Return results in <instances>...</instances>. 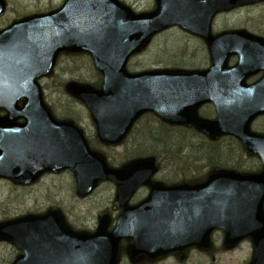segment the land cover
<instances>
[{
    "label": "water",
    "instance_id": "water-1",
    "mask_svg": "<svg viewBox=\"0 0 264 264\" xmlns=\"http://www.w3.org/2000/svg\"><path fill=\"white\" fill-rule=\"evenodd\" d=\"M256 1L157 0L155 10L136 14L119 0H65L57 11L15 21L0 31V108L8 111L6 119L0 118V176L31 183L45 171L70 168L82 195L91 193L100 180L113 181L123 208L111 231L107 214L95 232L86 233L73 231L59 210L0 224V239L24 251L12 264H118L123 238L135 239L132 260L141 254L156 259L192 246L209 249L216 228L225 231L228 247L251 237L252 264H264V136L250 129L264 113V78L254 86L245 83L264 69V58L257 59L238 44L253 42L264 50V39L244 31L211 34L218 11ZM4 9L0 0V14ZM176 24L207 40L210 68L127 70L131 55L154 34ZM62 51L90 53L103 75L101 88L78 82L68 88L88 105L106 143H121L134 122L153 111L172 123L193 124L210 137H238L249 152L262 157V171H219L200 184L164 185L151 180L154 157L110 167L77 126L55 120L45 105L38 79L52 73ZM234 54L251 59L241 58L229 67ZM209 101L217 106L215 121L199 118L195 110ZM20 117L26 123H16ZM142 185L149 186L148 197L130 206Z\"/></svg>",
    "mask_w": 264,
    "mask_h": 264
},
{
    "label": "rangeland",
    "instance_id": "rangeland-1",
    "mask_svg": "<svg viewBox=\"0 0 264 264\" xmlns=\"http://www.w3.org/2000/svg\"><path fill=\"white\" fill-rule=\"evenodd\" d=\"M63 1L6 0V11L0 16V29L5 28L14 20L58 8ZM122 1L142 12L151 11L155 8V0ZM240 9L230 15L218 16L216 25L234 23V26H246L251 30L264 32V4L254 7L246 6ZM205 45L197 36L186 32L180 27H172L158 34L146 49L134 55L130 59L128 68L132 71L154 67L204 68L210 63ZM89 58L88 55L82 54H62L58 59L55 71L50 76L43 78L40 83L43 86L45 100L52 107L55 114L59 117L72 116L85 129L88 139L93 143L96 138L95 127L89 109L82 101L69 94L64 86V83L70 80L93 82V85L99 86L101 76L96 72L97 70L93 67ZM68 108L71 109L68 110ZM207 112L211 113V110L209 109ZM261 120L255 121L253 128L260 131L264 130L262 128L264 120L262 122ZM176 132L181 136L190 135L183 129L176 130ZM132 139H135V136H132L126 146L125 143L109 148L101 144L100 150L104 151L109 157L112 165H119L121 161L125 160L124 156L125 153L129 152L128 149L133 143ZM202 139L204 143V138ZM218 144L229 146L230 151L234 150L235 153H237L236 150L241 151L240 158H242L241 162L244 168L256 170L260 165L257 156L249 155L240 144L229 138L221 139ZM244 168L243 170H246ZM199 170H201L199 177L203 176L205 178L209 173L208 168L205 170L200 168ZM157 177L167 182L179 178L174 168L165 163L161 165ZM73 182V176L66 172L46 175L37 183L29 186H14L9 180L0 179V221L29 212H43L51 206H59L64 210L73 226L94 230L97 226L98 216L101 213L109 211L111 217L115 218L121 212L118 203L115 201L116 187L113 183L104 182L90 196L81 198L76 195L75 182L74 184ZM147 194V188L140 189L133 202L143 199ZM213 236L214 245L211 251L191 249L185 253V262H182L173 254L159 259L157 264H247L253 250L250 240H245L237 248L229 250L224 247V238L221 231H216ZM16 253L15 247L0 242V264H10ZM125 254H122L120 264H130Z\"/></svg>",
    "mask_w": 264,
    "mask_h": 264
},
{
    "label": "trees",
    "instance_id": "trees-1",
    "mask_svg": "<svg viewBox=\"0 0 264 264\" xmlns=\"http://www.w3.org/2000/svg\"><path fill=\"white\" fill-rule=\"evenodd\" d=\"M194 137L192 134L181 136L176 131H170L155 115L148 114L143 118L141 127L137 130L135 139H132L133 143L124 158L129 160L145 155L155 156L158 158L160 168L164 163L173 167L179 179L184 181L197 179L200 168L252 171L243 167L241 151L235 149L237 151L235 153L234 150L230 151L229 146H220L218 142L207 139L203 143V140Z\"/></svg>",
    "mask_w": 264,
    "mask_h": 264
},
{
    "label": "flooded vegetation",
    "instance_id": "flooded-vegetation-1",
    "mask_svg": "<svg viewBox=\"0 0 264 264\" xmlns=\"http://www.w3.org/2000/svg\"><path fill=\"white\" fill-rule=\"evenodd\" d=\"M262 3H264V1H262L261 3H257V4H254V5H251V7L261 5ZM238 9H240V8H238ZM238 9H235L233 11L222 12V13L218 14L216 17H214L213 22H212V29H211L212 33L214 35H219V34L226 33V32H230V31L245 30V31H248L250 33H253V34L262 36L264 38V32L263 31H254V30L249 29L246 26H234L235 25L234 23H230L228 25H226V24H223V25L218 24V25H216V19L218 18V16H220L221 14L222 15L223 14L230 15L231 13H233L235 11H238ZM197 38L201 39L206 44L205 45L206 46V50H207V53L209 54L208 49H207V42H206V40L205 39H202L201 37H198V36H197ZM238 60H239V56H237V55L236 56H233L231 58V60H230V64L231 65H235L238 62ZM263 75H264V72L263 71H258L255 74H253L252 76H250L248 78L247 82L250 83V84L255 83ZM209 109L211 110V113H208L207 112V110H209ZM197 113H198V115L200 117H204V118H208V119H215L216 116H217L215 106L213 104H211V103H208V104L203 105L202 107L198 108L197 109ZM173 126L177 127V126H180V125H173ZM181 126L182 127H180V128H189L188 129L189 131H191L192 130L191 128H193V126H191V125H181ZM262 131H264V130H262ZM192 135L195 136V137L198 136L197 133H192Z\"/></svg>",
    "mask_w": 264,
    "mask_h": 264
},
{
    "label": "bare ground",
    "instance_id": "bare-ground-1",
    "mask_svg": "<svg viewBox=\"0 0 264 264\" xmlns=\"http://www.w3.org/2000/svg\"><path fill=\"white\" fill-rule=\"evenodd\" d=\"M194 138H196V139L198 140V138H197V137H194Z\"/></svg>",
    "mask_w": 264,
    "mask_h": 264
}]
</instances>
